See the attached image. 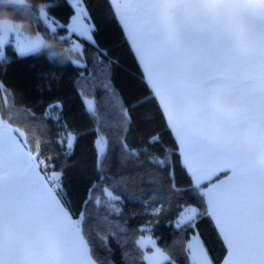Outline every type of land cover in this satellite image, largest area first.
<instances>
[{
    "label": "trees",
    "instance_id": "trees-1",
    "mask_svg": "<svg viewBox=\"0 0 264 264\" xmlns=\"http://www.w3.org/2000/svg\"><path fill=\"white\" fill-rule=\"evenodd\" d=\"M81 1L92 41L69 35L74 10L68 0H0V21L43 42L24 56L11 43L5 47L0 122L20 137L43 177L60 175L56 197L93 264H146L137 243L150 222L165 264H190L187 244L194 235L210 264H221L226 247L204 192L228 172L193 183L110 0ZM73 42L81 47L82 66L74 62ZM67 135L73 137L70 150ZM98 137L105 141L100 158ZM183 206L196 215L176 226Z\"/></svg>",
    "mask_w": 264,
    "mask_h": 264
},
{
    "label": "crops",
    "instance_id": "crops-1",
    "mask_svg": "<svg viewBox=\"0 0 264 264\" xmlns=\"http://www.w3.org/2000/svg\"><path fill=\"white\" fill-rule=\"evenodd\" d=\"M110 2L193 183L228 172L204 192L226 247L221 264H264V72L255 68L264 66V0ZM50 176L0 122V259L8 264H49L54 248L66 247L67 212Z\"/></svg>",
    "mask_w": 264,
    "mask_h": 264
},
{
    "label": "rangeland",
    "instance_id": "rangeland-1",
    "mask_svg": "<svg viewBox=\"0 0 264 264\" xmlns=\"http://www.w3.org/2000/svg\"><path fill=\"white\" fill-rule=\"evenodd\" d=\"M69 4L74 10V15L70 26L68 28L69 35H75L78 38H84L87 41H92V36L89 35L90 30L93 29L92 25L88 20V15L85 7L81 0H68ZM115 5L114 0H111ZM12 3H21L22 0H10ZM87 21V22H86ZM11 43L14 50L19 56H24L37 51L42 46V38L39 35L35 36H25L22 35L18 30V25L13 22L0 21V60L5 57V47ZM71 51L76 55L74 62L77 66H82L83 61L80 59L81 47L77 42H73L71 46ZM228 69H234L233 66H227ZM242 68V67H241ZM260 73L264 72V66H255ZM218 69V68H217ZM229 72V71H228ZM86 108L89 112H93L94 106L91 99L85 100ZM50 114V113H49ZM53 116V114H50ZM67 149L70 150L73 144V137L70 135L66 136ZM96 149L98 157L100 158L105 152V141L102 137H98L96 140ZM30 158V157H29ZM32 161V160H31ZM34 163V161H32ZM35 164V163H34ZM36 165V164H35ZM60 175L57 173H52L49 180L52 182V187L54 190L58 188ZM260 201V200H258ZM196 209L194 207L183 206L176 216L174 223L176 226L184 225L194 219L196 215ZM153 217H156L155 210H152ZM66 247L61 246V253H58V248H54L56 252L52 254L53 256L49 258V264H93L89 258L87 250L84 243L81 240L78 226L73 222L67 214L66 218ZM54 230V229H53ZM62 234L64 233V230ZM143 235L139 238L137 247L143 253V259H145L146 264H165L168 262L167 257L158 249L155 241L152 238V223L146 224L142 228ZM21 234V233H20ZM52 236L54 231H51ZM187 250L189 255L190 264H210L206 251L204 250L199 238L194 235L191 237L187 244ZM52 251V250H51ZM53 252V251H52ZM66 253L65 258L64 253ZM62 255V256H61ZM19 259V264H24L21 258ZM2 260H7V264L12 261L10 257L7 259H0V264ZM15 259H13V262ZM27 262V261H26ZM35 262V261H34ZM34 264H38L37 262Z\"/></svg>",
    "mask_w": 264,
    "mask_h": 264
}]
</instances>
